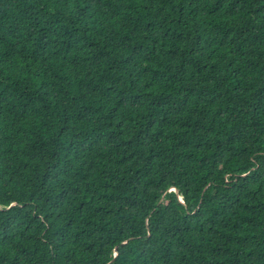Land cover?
<instances>
[{
  "label": "trees",
  "instance_id": "16d2710c",
  "mask_svg": "<svg viewBox=\"0 0 264 264\" xmlns=\"http://www.w3.org/2000/svg\"><path fill=\"white\" fill-rule=\"evenodd\" d=\"M0 264H264V0H0Z\"/></svg>",
  "mask_w": 264,
  "mask_h": 264
}]
</instances>
